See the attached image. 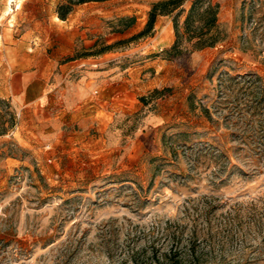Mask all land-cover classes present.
<instances>
[{
  "label": "rangeland",
  "instance_id": "374dc122",
  "mask_svg": "<svg viewBox=\"0 0 264 264\" xmlns=\"http://www.w3.org/2000/svg\"><path fill=\"white\" fill-rule=\"evenodd\" d=\"M130 1L138 13L104 19L106 33L157 0ZM213 1L223 40L178 58L180 84L159 100L118 117L96 144L10 145L24 161L0 167V264H119L167 225L189 233L194 218L214 250L209 264H264V98L249 108L256 92L229 80L264 83V0ZM19 120L0 100V133Z\"/></svg>",
  "mask_w": 264,
  "mask_h": 264
},
{
  "label": "crops",
  "instance_id": "0c3cea01",
  "mask_svg": "<svg viewBox=\"0 0 264 264\" xmlns=\"http://www.w3.org/2000/svg\"><path fill=\"white\" fill-rule=\"evenodd\" d=\"M64 1L16 0L14 9L0 0V98L20 118L14 131L0 133V167L6 173L24 161L10 145L34 148L45 141L51 148L66 139L96 144L118 117L159 100L163 95L154 93L172 80L180 84L178 60L164 55L176 39L172 15L158 16L151 35L128 41H137L136 47L122 51L118 45L145 28L151 4H142L143 14L131 27L106 33L104 19L138 13L134 1L92 0L62 19L58 7ZM34 6L41 10L33 13ZM185 7L182 21L190 5ZM106 45L112 47L100 51Z\"/></svg>",
  "mask_w": 264,
  "mask_h": 264
},
{
  "label": "trees",
  "instance_id": "16d2710c",
  "mask_svg": "<svg viewBox=\"0 0 264 264\" xmlns=\"http://www.w3.org/2000/svg\"><path fill=\"white\" fill-rule=\"evenodd\" d=\"M88 1L92 0H65L58 7L60 18L66 19L75 5ZM187 2L188 0L154 1L151 4L145 28L125 41L151 35L158 16L172 15L176 39L172 47L164 53L167 59H178L187 53L217 45L223 40L218 17L219 3L213 0H193L182 21L181 17L186 12ZM134 22V17L121 19L120 23H125V25L119 30L131 27ZM111 47L112 45L103 46L100 51ZM229 80L236 81L238 85L243 83L241 87L244 91L256 92L257 103L246 106L249 108L257 106L261 110L264 98V83L261 77L250 74L239 77L231 76ZM159 91L156 90V92ZM0 100L7 102L1 98ZM206 112L209 111L206 110ZM183 229V225H175V228L173 225H167L160 238L151 239L150 243L143 247H129L123 251L119 264H209L212 258H215L214 250L205 242L207 233L205 235V232L199 228V220L194 218L191 221L192 230L189 233L186 234ZM161 238L163 242L159 243L158 240L160 241ZM110 252L112 257L116 256L117 252Z\"/></svg>",
  "mask_w": 264,
  "mask_h": 264
},
{
  "label": "built area",
  "instance_id": "2783aa9c",
  "mask_svg": "<svg viewBox=\"0 0 264 264\" xmlns=\"http://www.w3.org/2000/svg\"><path fill=\"white\" fill-rule=\"evenodd\" d=\"M12 3H13V5H14L15 8H16V7H17L16 0H13Z\"/></svg>",
  "mask_w": 264,
  "mask_h": 264
},
{
  "label": "bare ground",
  "instance_id": "6f19581e",
  "mask_svg": "<svg viewBox=\"0 0 264 264\" xmlns=\"http://www.w3.org/2000/svg\"><path fill=\"white\" fill-rule=\"evenodd\" d=\"M12 1H13V0H9L10 4L12 3ZM18 2H19V1H18ZM9 8H10V7H9ZM10 10H11V8H10ZM10 10H9V11H10ZM8 13H9V12H8Z\"/></svg>",
  "mask_w": 264,
  "mask_h": 264
}]
</instances>
